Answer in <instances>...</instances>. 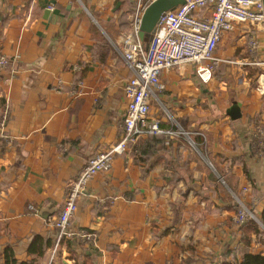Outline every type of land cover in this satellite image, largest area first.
Returning <instances> with one entry per match:
<instances>
[{"label":"crops","instance_id":"crops-1","mask_svg":"<svg viewBox=\"0 0 264 264\" xmlns=\"http://www.w3.org/2000/svg\"><path fill=\"white\" fill-rule=\"evenodd\" d=\"M138 2L0 0V60L8 61L0 70V264L7 252L18 264L264 256L263 228L239 234L232 225L235 198H258L256 213L264 211V23L225 34L217 51L223 62L211 75L194 65L162 73L165 90L149 119L173 134L151 143L149 163L144 136L109 173L91 179L69 225L73 236L53 253L69 187L91 157L123 136L132 76L124 41ZM234 106L240 118H231ZM82 234L96 242L86 244ZM36 238L54 244L39 260L30 254Z\"/></svg>","mask_w":264,"mask_h":264},{"label":"built area","instance_id":"built-area-1","mask_svg":"<svg viewBox=\"0 0 264 264\" xmlns=\"http://www.w3.org/2000/svg\"><path fill=\"white\" fill-rule=\"evenodd\" d=\"M153 1L139 0L131 17V33L124 41V58L132 76L125 86L127 109L122 123L123 136L108 150L91 157L78 179L69 187L62 211L54 223L58 231L54 254L66 239L73 236L68 231L69 225L90 180L109 173L115 159L126 156L141 137L173 134L163 131L157 121L149 119L152 103L159 101V95L165 90L162 73L184 65H194L200 73L211 75L223 62L217 57V51L225 34L239 26L254 28L264 23L263 0H183L184 5L161 17L146 47L139 34L144 12ZM248 46L250 53L255 54L258 40L251 37ZM261 64L247 61L243 65ZM7 66L8 61L1 58L0 70H5ZM261 79V91L264 93V75ZM260 144H263V136ZM235 199L239 205L233 218L235 224L243 226L249 220L258 221L240 199ZM80 238L86 244H94L97 236L82 234Z\"/></svg>","mask_w":264,"mask_h":264},{"label":"trees","instance_id":"trees-1","mask_svg":"<svg viewBox=\"0 0 264 264\" xmlns=\"http://www.w3.org/2000/svg\"><path fill=\"white\" fill-rule=\"evenodd\" d=\"M154 140L158 141V142H162L163 141V135H154V136L151 135L147 138L148 147H146L147 149L144 150L141 154L143 162L149 163L151 161V159L153 158L152 151H151V143ZM196 140H199V139L196 138ZM156 144L157 143H155V145ZM234 211L237 213V211H238L237 206H235ZM254 213L256 214L255 211H254ZM259 220H260V224L264 227V211L261 213V216H259ZM244 227H245L244 229L248 230V232H251V233L256 234V235H260L263 232V229L254 220L247 221ZM243 241L246 244H248L250 241V238L244 236ZM53 246H54V244H52L51 242H49V243L46 242L45 244H43V241H41L40 238H36L34 240L33 245L31 246L30 254L31 255L36 254L35 256H37V258L39 260V258L41 257V255L43 253V248L44 249H46L48 247L52 248ZM232 257H233V259L238 260L236 252L235 251H229L224 255V257L221 259V261L218 262L217 264H264V256L261 254L244 253L242 255L240 261H237V262L231 261L230 258H232ZM4 262H5V264H18L17 261L14 259V256L12 254H9V252L6 253ZM22 264H35V261L31 260V261H28V262L22 263Z\"/></svg>","mask_w":264,"mask_h":264},{"label":"water","instance_id":"water-1","mask_svg":"<svg viewBox=\"0 0 264 264\" xmlns=\"http://www.w3.org/2000/svg\"><path fill=\"white\" fill-rule=\"evenodd\" d=\"M183 0H154L145 10L142 19L140 39L148 47L153 34L155 33L156 27L161 19V17L170 11L175 10L177 7L184 5ZM148 36H150L148 38ZM231 118H240V110L237 106L231 109Z\"/></svg>","mask_w":264,"mask_h":264},{"label":"rangeland","instance_id":"rangeland-1","mask_svg":"<svg viewBox=\"0 0 264 264\" xmlns=\"http://www.w3.org/2000/svg\"><path fill=\"white\" fill-rule=\"evenodd\" d=\"M150 36H148V38H149ZM155 108H158L157 106H155ZM149 117H152V114L150 113V115H149ZM241 201V200H240ZM259 201V199L258 198H253L251 201H250V204H245L243 201H242V203L248 208V209H250L253 213H254V211L256 212V207H257V204L259 203L258 202ZM238 208H239V205H237V203L235 204ZM237 213H235V215H236ZM255 214V213H254ZM253 214V215H254ZM235 215H234V217H235ZM256 215V217H257V219H258V221H255L256 223H258L259 225H260V227L261 228H263L264 229V227L260 224V220H259V216H258V213H256L255 214ZM233 217V218H234ZM232 225H233V228L234 229H236L237 231H238V233L239 234H242L243 232H244V226H245V224L243 225V226H240V225H237V224H235V222H234V219H232ZM92 245V244H91Z\"/></svg>","mask_w":264,"mask_h":264}]
</instances>
